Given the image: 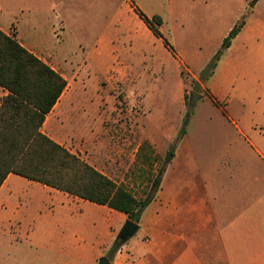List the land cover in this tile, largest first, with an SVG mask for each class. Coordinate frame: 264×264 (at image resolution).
<instances>
[{
    "label": "rangeland",
    "instance_id": "374dc122",
    "mask_svg": "<svg viewBox=\"0 0 264 264\" xmlns=\"http://www.w3.org/2000/svg\"><path fill=\"white\" fill-rule=\"evenodd\" d=\"M251 1L0 0V25L8 28L14 23V28L21 25L31 30L35 27L38 35L49 39L52 50L68 58L69 64L63 65L61 72L71 80L72 90H67L55 109L57 115H63L55 128V138L85 160L93 159L109 172L110 178L125 184L138 198H143L144 191L148 190L147 181L140 178L142 169H149L141 159H135L138 146L149 135L162 142L158 154L162 159L157 157L152 167L157 173L166 164V157L173 155L175 148L180 146L178 143L187 141L194 149V160L191 155L165 165L170 177L180 174L186 179L182 200L191 199L192 180L204 183L200 198L209 200L215 196L209 187L211 169L212 183L221 195L220 200L234 203L231 211L236 215L245 209L251 211L264 191V162L249 148L241 169H237L235 163L232 165L234 172L236 168L243 174L246 185L241 189L239 185L243 184L235 181V177L228 178L226 170L214 173L223 165L212 158V154L216 155L213 147L218 149L221 145L218 139L225 133H236L221 125L227 120L226 103L215 102L208 94L206 82L210 76L205 77L203 71L221 49L229 31L244 20L245 25L250 23L252 38L237 43L234 56L248 70L264 74V0H259L254 7H251ZM32 2L37 6L36 14L31 17L34 24L28 22L25 10ZM131 2L147 16L163 18L159 29L169 47L166 50L158 40L156 48L164 50L159 55L158 68L151 65L148 69L145 59L139 64L135 60V46L129 40L136 22L129 18L134 11ZM118 11L121 21L115 22ZM101 37L105 43L97 55L92 51ZM86 56H90V60L82 61ZM74 90L77 93L66 102V97ZM191 91L202 95L194 106L190 104ZM69 100L71 105L64 111L62 107ZM232 105L234 110H239L240 99L234 98ZM224 106L225 110H221ZM188 112L190 119L184 125ZM232 116L237 120L235 115ZM157 125L165 128L160 129ZM262 126L264 130V124ZM226 188L225 198V193L220 190ZM73 206L72 202L41 201L36 196L34 204L25 208L26 213L20 216L19 226L16 223L0 225V264H99L102 257H108L127 216L106 213V243L110 245L100 256L90 243L96 240L95 235L98 240L102 238L101 217L97 218L88 202L80 203L83 211L78 210L81 216L75 217L70 213ZM161 208L165 212L170 210L169 217L176 220V200L170 199L162 207L157 194L140 218V229L123 243H140L141 249L135 251L137 256L145 253L141 241L145 239V232L153 230ZM106 211L109 210L106 208ZM172 227L175 226H170L171 231ZM262 230L264 232V226ZM108 235L113 236L108 240ZM201 243L203 247L214 246L209 239Z\"/></svg>",
    "mask_w": 264,
    "mask_h": 264
},
{
    "label": "crops",
    "instance_id": "0c3cea01",
    "mask_svg": "<svg viewBox=\"0 0 264 264\" xmlns=\"http://www.w3.org/2000/svg\"><path fill=\"white\" fill-rule=\"evenodd\" d=\"M33 3L25 7L29 18L28 22L32 24H34V21L31 20V17H34L37 10V6ZM20 8H23L22 5ZM24 12L22 10V13ZM128 14L130 13L128 12ZM120 15L118 11L117 18L114 20L115 22L121 21ZM129 18L133 22H137H135L133 31L129 35L130 42L134 43L135 46V60L137 64L145 59L148 62V69L152 67L151 65L158 68L161 61L159 55L164 50L162 51L159 47L156 48V44L158 40L163 44L162 39L153 34L135 11L130 14ZM13 24L11 23L8 28L0 25V29L6 33H10ZM250 28V23L247 22L244 28L234 38L232 45L226 49L224 57L218 61L214 72L206 82L208 91L216 100L226 103V110L225 106L220 108L221 110L227 111V120L222 121L221 125L227 129H234L236 133V135L225 133V135L218 139L219 143H221L218 149L215 150L213 147V152L216 155L212 154V158L219 165H223V167H217L214 173H222L226 170L228 172L226 173L228 174V178L235 177L234 180L240 182V184H243V174L239 170H236V168L241 169L243 159H247L246 151L248 152L249 148L264 162V130L262 126L264 124V74L253 73L246 67H243L238 58L234 56L236 53L235 50L238 48L237 43L247 42L248 38H250L248 41L251 40ZM15 29L19 42L30 52L34 53L62 74L68 82L66 89L53 109L47 114L42 126V131L46 135L64 145V142L54 136L56 126L61 123V119L63 118L62 114L57 115L55 109L63 97H65L67 90H72L71 80L61 72L63 65L69 64L68 58L52 50L49 39L38 35L39 33L35 27L31 30L27 26L15 25ZM104 43L105 39L103 37L99 38L92 53L99 55L104 47ZM164 48L167 50L165 46ZM112 56L116 57L114 54ZM85 59L89 61L90 56L84 57L82 61ZM76 93V90L74 92L70 91L68 97L65 99L66 102L67 98L73 97ZM7 94L8 91L0 86V103ZM237 97L241 101V107L239 110H234L236 108L233 105V107L231 106V101ZM256 99H258L257 102L255 101ZM70 105L71 100L62 109L67 111ZM232 115H235L237 120ZM157 126L161 127V125ZM163 128H165L164 125L160 129ZM146 140L152 144L158 155L162 147V142L152 135H149ZM183 142L181 140L178 143L181 147L178 146L175 148L170 162L181 159L182 157L186 159L191 157V155L194 160V149L188 145L187 141ZM64 146L68 148V146ZM159 158L162 159L161 157ZM86 161L109 176V172L98 166L93 159L86 158ZM170 162L166 161V164L169 165ZM234 163L236 167L235 172L234 166L232 168ZM236 171L240 174L236 173ZM169 172L167 166L157 194L162 207L170 199L176 200V220H172L169 217V214H171L170 210L165 212L161 208V212H158L159 217H157L153 225L152 233L149 231L145 232V239L141 241V244L145 246V253L137 256L135 251L141 249L140 243L134 245L125 244L120 247L113 259L110 260L111 264H264V232L262 230L264 226V191L256 199V203L252 206L251 211L245 209L233 215L231 207L235 206L234 203L227 199L226 201H221L220 193L213 186V170L210 169L208 180L209 187L215 193V196L209 200L200 198V192H202L201 187L204 183L200 181L198 183L196 180H192L190 184L192 189L191 199L182 200L185 194L182 188L186 186V179L180 174L178 176L173 174L170 177ZM244 185L246 184L239 185L240 189ZM255 185L253 184V186ZM35 192L37 194H34ZM220 192L222 194L225 193L226 198L227 188L226 190H220ZM217 193L219 194L217 195ZM36 196L40 197L41 201L52 199L54 201L72 202L75 206L72 207L73 209H71L70 213L75 215V217L81 216L78 210L83 211L80 203L85 204V202H88L92 206V212L98 216L97 218L99 219L101 217L99 223L102 225V234H100L102 238L98 240V236L95 235L96 240L90 243V245L98 255L103 256L106 253L110 245L106 243L107 234L105 231V223L108 222L106 213L108 212V215L123 213L115 211L105 205L72 196L66 192L37 181L29 180L15 173H10L0 187V225L21 223L19 221L20 216L26 213L25 208L27 209L28 206L34 204ZM238 205L239 203H237ZM79 207L80 209H78ZM148 207L149 205L143 214L147 212ZM106 208L109 211H106ZM228 210L231 212V216H229L230 213ZM38 217L41 218L40 213H38ZM97 223L95 222L94 224L97 225ZM172 225L175 227H172L171 231L170 226ZM112 236L110 235L108 240ZM208 239L214 246L203 247L201 241ZM205 245H207V242Z\"/></svg>",
    "mask_w": 264,
    "mask_h": 264
},
{
    "label": "trees",
    "instance_id": "16d2710c",
    "mask_svg": "<svg viewBox=\"0 0 264 264\" xmlns=\"http://www.w3.org/2000/svg\"><path fill=\"white\" fill-rule=\"evenodd\" d=\"M258 1L252 0L251 7ZM131 6L153 34L162 39L164 46L169 47L159 29L163 18L160 15L147 16L134 2ZM244 25L242 20L229 31L221 49L203 71L205 77L212 75L223 51L232 45ZM67 84L62 74L19 42L14 27L10 33L0 29V86L8 91L0 103V187L10 173H15L72 196L105 205L139 223L144 210L157 196L165 166L157 173L153 172V163L159 156L152 144L144 140L137 150L136 159L149 166L150 170L142 169L140 177L147 181L148 190L144 191L143 198H138L125 184L117 183L46 135L42 131L46 116ZM208 94L217 101L210 92ZM189 119L190 112L186 114L184 125ZM122 245L120 239L115 241L108 254L109 260Z\"/></svg>",
    "mask_w": 264,
    "mask_h": 264
},
{
    "label": "water",
    "instance_id": "95a60500",
    "mask_svg": "<svg viewBox=\"0 0 264 264\" xmlns=\"http://www.w3.org/2000/svg\"><path fill=\"white\" fill-rule=\"evenodd\" d=\"M190 104L191 106H194L196 101L202 97V95L196 91H191L190 92ZM173 155L169 154L166 157V161L170 162V160L172 159ZM140 229V225L139 223L131 220V219H126L122 229L120 230L119 234H118V239H120V241L122 243H125L126 241H128L133 235H135V233ZM99 264H111V261L108 259V257H102L99 261Z\"/></svg>",
    "mask_w": 264,
    "mask_h": 264
}]
</instances>
